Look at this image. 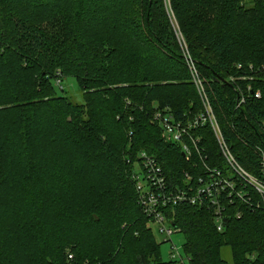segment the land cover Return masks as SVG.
<instances>
[{"label": "trees", "instance_id": "1", "mask_svg": "<svg viewBox=\"0 0 264 264\" xmlns=\"http://www.w3.org/2000/svg\"><path fill=\"white\" fill-rule=\"evenodd\" d=\"M169 8L171 17L165 0H0V264L168 263L130 156L154 155L173 187L185 171L196 183L204 163L226 169L209 125L191 131L203 159L186 160L153 120L157 109L188 120L202 108L185 48L223 138L263 178L264 0ZM69 77L81 102L61 85ZM247 85L260 96L237 107ZM241 188L247 201L226 202L222 230L209 206L165 209L190 264H264V200Z\"/></svg>", "mask_w": 264, "mask_h": 264}, {"label": "built area", "instance_id": "2", "mask_svg": "<svg viewBox=\"0 0 264 264\" xmlns=\"http://www.w3.org/2000/svg\"><path fill=\"white\" fill-rule=\"evenodd\" d=\"M184 58L201 101V110L193 118L181 120L175 119L167 108L157 109L154 112L153 120L161 126L162 135L166 141L181 146L182 154L186 160H191L193 154L203 159L200 137L193 136L191 131L200 126L209 125L224 159L226 171L221 167H211L204 163L206 168L204 176H198L196 183H192L193 176L185 171V185L175 184L173 187L168 183L162 166L154 155L146 151H139L136 154L140 170H132L131 179L137 191L138 203L147 216L159 222V231L165 232L167 235L175 231L171 224L172 220L163 213L168 207L186 203L209 206L213 208L217 229L222 230L226 202H231L233 198L247 201V191L241 187L251 186L264 200V160L262 159L260 163L263 178L253 176L239 164L230 146L223 138L219 122L205 89V81L186 49ZM237 67L241 68V64H238ZM248 68L251 69L252 64H249ZM246 92L248 94H242L237 102V107L247 97L253 95L258 98L260 96L259 90H252L250 85H247ZM69 257L71 256L69 255ZM172 258H174V254H172Z\"/></svg>", "mask_w": 264, "mask_h": 264}, {"label": "rangeland", "instance_id": "3", "mask_svg": "<svg viewBox=\"0 0 264 264\" xmlns=\"http://www.w3.org/2000/svg\"><path fill=\"white\" fill-rule=\"evenodd\" d=\"M165 4H166L167 13H168L169 17H171V12L169 10L170 9L169 8V0H165ZM175 31H176V36L178 35L177 37L179 39L180 45L185 46L186 44L184 43L182 37L180 36V32L177 29ZM185 49L187 51V48H185ZM223 81H229L231 83H235V81H238V80H236L233 76H230L227 80L224 79ZM61 85L66 90L67 95L70 96L72 94L74 97H77V98H75L77 100V102L78 101L81 102V100L79 98V89H78L77 83L74 80V78L69 77L66 80L63 79L61 82ZM237 89L239 91L241 90L239 87ZM128 162H129V166H130L131 171L132 170H135V171L140 170V166H139L138 158H137L136 154H134V157L130 156ZM131 171H130V173H131ZM253 176H255V175H253ZM137 198H138V196H137ZM163 213L168 219H171V220L173 219V216H171L169 211L165 210V211H163ZM144 215L147 218V222H148L149 227L152 229L153 235L155 236L157 241L160 242L159 250H160V256H161L162 260L168 262L167 264H177L178 262H182L181 264H190L189 257L186 255V253L183 249V244H184L185 239H184L183 234L180 232V229H179V232H178V230H175L170 235H167V233H165V232L161 233L159 231V224H158L159 222H157L153 218H150L146 214H144ZM172 254H174L173 260H175L176 263L170 262V261H172ZM226 258H229V256L226 255Z\"/></svg>", "mask_w": 264, "mask_h": 264}]
</instances>
